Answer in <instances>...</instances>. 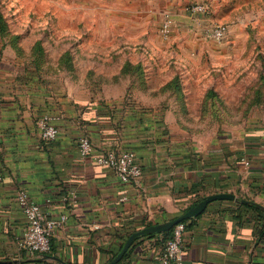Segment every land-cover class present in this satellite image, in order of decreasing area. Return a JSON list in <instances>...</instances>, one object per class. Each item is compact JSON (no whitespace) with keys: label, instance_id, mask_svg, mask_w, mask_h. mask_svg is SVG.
Listing matches in <instances>:
<instances>
[{"label":"crops","instance_id":"0c3cea01","mask_svg":"<svg viewBox=\"0 0 264 264\" xmlns=\"http://www.w3.org/2000/svg\"><path fill=\"white\" fill-rule=\"evenodd\" d=\"M89 72L95 75L93 69L86 75L2 72L0 264H106L132 232L166 223L219 192L239 199L213 200L187 218L182 264H264V125L200 140L182 136L171 112L145 108L161 105L140 96L141 85L124 84L115 96ZM44 114L58 129L53 141L38 129ZM84 134L95 153L134 151L142 175L123 181L83 155L78 139ZM21 189L47 217L66 216L48 252L22 243L27 218L16 198ZM171 231L138 235L115 264H159L155 255Z\"/></svg>","mask_w":264,"mask_h":264},{"label":"rangeland","instance_id":"374dc122","mask_svg":"<svg viewBox=\"0 0 264 264\" xmlns=\"http://www.w3.org/2000/svg\"><path fill=\"white\" fill-rule=\"evenodd\" d=\"M12 69L138 83L193 139L264 125V0H0V81Z\"/></svg>","mask_w":264,"mask_h":264},{"label":"built area","instance_id":"2783aa9c","mask_svg":"<svg viewBox=\"0 0 264 264\" xmlns=\"http://www.w3.org/2000/svg\"><path fill=\"white\" fill-rule=\"evenodd\" d=\"M188 10L193 14L204 12L206 5L196 3L191 5ZM170 26L171 18L167 15L163 22V30L169 31ZM228 30L229 26L226 23H216L209 27L207 33L211 38L221 41L225 38ZM37 126L43 139L53 141L57 138L58 129L53 122V116L41 115L37 119ZM78 147L83 155L91 156L96 162L112 168L123 181L135 180L142 175V167L137 161L134 151L106 150L95 153L91 138L86 134L79 137ZM246 163L249 162L246 161ZM16 198L27 218V229L22 238L23 245L32 251H50L51 236L55 229L65 221L66 216L47 217L41 205L33 200L25 189L19 190ZM186 225L187 223L182 220L172 227L170 236L155 255L159 264H182Z\"/></svg>","mask_w":264,"mask_h":264},{"label":"water","instance_id":"95a60500","mask_svg":"<svg viewBox=\"0 0 264 264\" xmlns=\"http://www.w3.org/2000/svg\"><path fill=\"white\" fill-rule=\"evenodd\" d=\"M223 198H229V199H239L235 193L232 192H219V193H213L210 195L205 196L201 201H199L195 206L191 207L186 212L182 213L181 215L171 219L170 221H167L166 223L159 224V225H149L146 227H142L141 229H138L131 233V235L127 238L126 242L124 243L122 249L115 255L108 263L106 264H115L117 263L125 254V252L129 249L131 244L133 243L134 239L141 234L147 233V232H153V231H165L170 230L177 222L185 220L187 218H190L192 216L198 215L201 213L209 202L216 200V199H223ZM241 201L245 203H249L250 201L248 199L242 198ZM62 260V259H61ZM63 261V260H62ZM68 264V263H67Z\"/></svg>","mask_w":264,"mask_h":264},{"label":"trees","instance_id":"16d2710c","mask_svg":"<svg viewBox=\"0 0 264 264\" xmlns=\"http://www.w3.org/2000/svg\"><path fill=\"white\" fill-rule=\"evenodd\" d=\"M249 206L254 207V208L257 209V210H261V209L259 208V206L257 205V203L252 202ZM184 221L187 223L188 219H185ZM188 226H189V223H187L186 228H187ZM168 237H169V236H168Z\"/></svg>","mask_w":264,"mask_h":264}]
</instances>
